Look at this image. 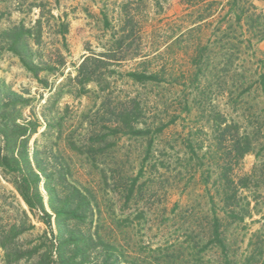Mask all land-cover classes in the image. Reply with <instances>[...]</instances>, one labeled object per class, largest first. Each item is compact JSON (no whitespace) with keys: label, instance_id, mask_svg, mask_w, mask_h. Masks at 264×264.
<instances>
[{"label":"rangeland","instance_id":"374dc122","mask_svg":"<svg viewBox=\"0 0 264 264\" xmlns=\"http://www.w3.org/2000/svg\"><path fill=\"white\" fill-rule=\"evenodd\" d=\"M38 19L35 79L10 48L12 29ZM12 94L25 105L10 117L2 108L0 124L38 123L29 154L67 207L66 231L54 239L42 184L50 226L0 169V242L12 238L20 258L0 247V264L58 261L49 251L61 243L59 264H253L250 235L264 237L263 0H0V103ZM3 146L0 136V156Z\"/></svg>","mask_w":264,"mask_h":264},{"label":"trees","instance_id":"16d2710c","mask_svg":"<svg viewBox=\"0 0 264 264\" xmlns=\"http://www.w3.org/2000/svg\"><path fill=\"white\" fill-rule=\"evenodd\" d=\"M238 18L239 16L237 17V19ZM41 25L42 24L38 19L34 28H25L24 26H19L14 27L12 29L13 32H17V36L14 39V42L10 49L19 57L21 64L30 73H32L35 79H38L40 72L43 70L42 68H40L39 63L35 62L33 58L34 52L30 47L29 41H33L35 44L40 43ZM87 61L88 57H86L81 62L78 69V74L76 76V79H81V83L84 85L90 81L89 73L85 69ZM12 95L14 97L10 99L7 103H0V115L2 112V108H11V110H8V117H10L11 114L18 112L17 110H15V107L25 105L19 102V100H23L22 96L17 94ZM15 99H18L17 102L15 101ZM0 127L2 129V131H0V136L3 138L4 141L3 154L0 156V169L3 172H8L12 174L13 187L19 194L24 204L26 205L30 214L32 216H35L36 213H39L42 217L46 218V220H44V218H41V220H44L42 222L45 223L47 226H50V215L46 212L44 206V199L39 191V187L42 184L43 188L47 191L49 197V209L56 218V227L59 235L54 239H61V237L64 235V232L66 231L65 227L61 226V217L64 214V209H67V207H56L54 205V190L50 189L47 183L42 181V177L45 176V172L41 169L39 165L36 153L33 152L32 156H30L28 150L29 140L37 132L38 123H33L31 121L26 120H24L23 122H17V119L15 117L8 118L3 124H0ZM16 150L17 153H15ZM247 151H249V149L245 152ZM24 216L27 217V214L25 212ZM262 217H264V215ZM30 228L33 229V226H30ZM259 232L260 230L251 233L250 236L253 237V240L249 239L245 249V258L250 259L253 264H256L258 260H264V237L262 236L263 233L259 235ZM11 240L13 242L12 238ZM11 240H8L7 238L5 241L0 242V247L3 251H5L7 256H13L14 260L18 261L20 258L16 254V250H7L6 248V243H11ZM50 243H52V241ZM64 246L65 243H61L58 248L54 250L51 245L49 251L50 255L52 252H57L59 255V259H62L61 253L63 252ZM44 258L45 260H42L43 262L40 261L39 264H59V259L58 261H53L51 260V257H49L48 254H46V257Z\"/></svg>","mask_w":264,"mask_h":264}]
</instances>
